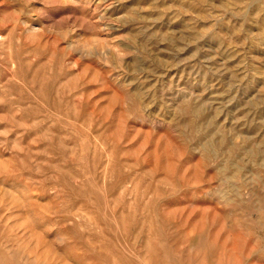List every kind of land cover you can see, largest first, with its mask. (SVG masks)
Wrapping results in <instances>:
<instances>
[{"label":"rangeland","instance_id":"obj_1","mask_svg":"<svg viewBox=\"0 0 264 264\" xmlns=\"http://www.w3.org/2000/svg\"><path fill=\"white\" fill-rule=\"evenodd\" d=\"M0 264H264V0H0Z\"/></svg>","mask_w":264,"mask_h":264}]
</instances>
